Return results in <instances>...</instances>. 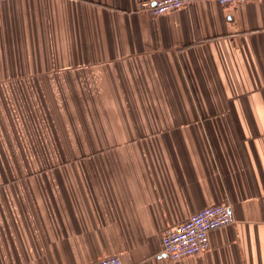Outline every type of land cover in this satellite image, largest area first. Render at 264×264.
<instances>
[{"label":"crops","instance_id":"obj_1","mask_svg":"<svg viewBox=\"0 0 264 264\" xmlns=\"http://www.w3.org/2000/svg\"><path fill=\"white\" fill-rule=\"evenodd\" d=\"M141 1L0 0V264H264V0ZM218 203L202 256L162 253Z\"/></svg>","mask_w":264,"mask_h":264},{"label":"built area","instance_id":"obj_2","mask_svg":"<svg viewBox=\"0 0 264 264\" xmlns=\"http://www.w3.org/2000/svg\"><path fill=\"white\" fill-rule=\"evenodd\" d=\"M197 1H215L222 6L253 0H143L139 3L142 11L160 16L180 10ZM231 208L227 203L208 205L161 236L162 253L171 260L186 257H200L210 248V233L234 223ZM90 264H123L117 254L106 255Z\"/></svg>","mask_w":264,"mask_h":264},{"label":"rangeland","instance_id":"obj_3","mask_svg":"<svg viewBox=\"0 0 264 264\" xmlns=\"http://www.w3.org/2000/svg\"><path fill=\"white\" fill-rule=\"evenodd\" d=\"M1 95H4V92H0V104H3V103H5V100L3 98H1ZM3 111H5L4 108H3ZM5 124L7 125V123H5ZM9 126H7V128ZM2 129L4 130V128H2ZM44 133H45L46 137H49L48 134H46V132H44ZM48 133L50 136L52 135V131L50 129H48ZM1 136H2V139H1L2 145H0L1 146V148H0V162H7L6 156L10 157L11 160H9V161H13L12 157H13L14 161H17V162L22 161V159H21L22 156L19 153V151L17 150L18 147L16 148V150L14 149V146L16 147L18 144H17V142L14 143V140L12 139V137H14V135H13V132L11 131V128L9 129V131H7L5 129V131L3 132V135H1Z\"/></svg>","mask_w":264,"mask_h":264}]
</instances>
